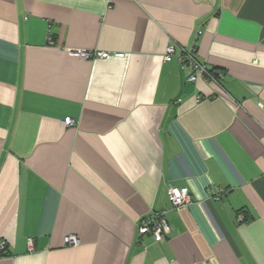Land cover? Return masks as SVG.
<instances>
[{
	"label": "crops",
	"instance_id": "1",
	"mask_svg": "<svg viewBox=\"0 0 264 264\" xmlns=\"http://www.w3.org/2000/svg\"><path fill=\"white\" fill-rule=\"evenodd\" d=\"M0 242V264H264V0H0Z\"/></svg>",
	"mask_w": 264,
	"mask_h": 264
},
{
	"label": "built area",
	"instance_id": "2",
	"mask_svg": "<svg viewBox=\"0 0 264 264\" xmlns=\"http://www.w3.org/2000/svg\"><path fill=\"white\" fill-rule=\"evenodd\" d=\"M74 54L82 58H107L110 56L113 57H122V53H109L107 51H86V50H75ZM175 48L173 45H168L163 54L164 61H170L174 55H176L178 64L181 69H186L188 74L186 80L193 82L198 76L204 77L206 80H215V76L208 70V68L200 62L194 55L193 49L186 50L182 48L177 54H175ZM218 76L221 74L218 73ZM180 98L176 100L179 102ZM64 124H72L73 120L69 117L64 118ZM223 190L219 189L216 196L222 193ZM168 199L170 202V208L172 210H177L182 206L187 205L190 202L191 195L189 190L186 187H176L169 186L168 188ZM243 216L238 214L236 220L238 222L243 221ZM140 234H150L154 241L158 242L162 240L170 231V226L166 222L162 213H156L150 216L143 218L138 226ZM64 244L67 246H76L80 243V239L73 233L66 234L63 238ZM33 239L31 237L27 238V244L29 251L33 250L32 247ZM4 243L0 242V247H3Z\"/></svg>",
	"mask_w": 264,
	"mask_h": 264
},
{
	"label": "trees",
	"instance_id": "3",
	"mask_svg": "<svg viewBox=\"0 0 264 264\" xmlns=\"http://www.w3.org/2000/svg\"><path fill=\"white\" fill-rule=\"evenodd\" d=\"M208 70L215 76V78H217V79H219L220 80V78L222 77L221 75L220 76H218L217 74V72H215V70L216 69H209L208 68ZM220 72V71H219ZM221 73V72H220ZM1 249H3V247L1 248Z\"/></svg>",
	"mask_w": 264,
	"mask_h": 264
}]
</instances>
